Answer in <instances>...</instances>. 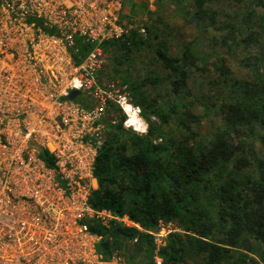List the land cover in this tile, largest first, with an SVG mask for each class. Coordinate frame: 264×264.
<instances>
[{
  "label": "trees",
  "instance_id": "trees-1",
  "mask_svg": "<svg viewBox=\"0 0 264 264\" xmlns=\"http://www.w3.org/2000/svg\"><path fill=\"white\" fill-rule=\"evenodd\" d=\"M157 2V23L131 21L104 45L106 76L128 85L147 133L122 119L106 131L90 203L142 231L88 220L98 253L156 264L148 232L175 222L162 264H264V0ZM170 3L185 26L164 22Z\"/></svg>",
  "mask_w": 264,
  "mask_h": 264
},
{
  "label": "built area",
  "instance_id": "built-area-1",
  "mask_svg": "<svg viewBox=\"0 0 264 264\" xmlns=\"http://www.w3.org/2000/svg\"><path fill=\"white\" fill-rule=\"evenodd\" d=\"M125 1L0 0V264H128L105 260L88 224L142 231L90 203L107 129L147 133L128 85L105 73L104 45L129 32ZM175 224L148 232L156 264Z\"/></svg>",
  "mask_w": 264,
  "mask_h": 264
},
{
  "label": "rangeland",
  "instance_id": "rangeland-1",
  "mask_svg": "<svg viewBox=\"0 0 264 264\" xmlns=\"http://www.w3.org/2000/svg\"><path fill=\"white\" fill-rule=\"evenodd\" d=\"M156 3L158 4V2ZM156 3L153 6V8H150L148 0H126L125 7L123 10V14H122V19H124V22H127V23H130L131 21H133V23L137 27L138 26L140 27L141 25L145 26V24L150 25V24L157 23L159 18H157V15L155 13L157 10ZM177 9L178 7L175 4L170 3L169 5H167V12L165 13L166 17L165 18L163 17V19L165 23H169V24H172L174 27L181 28L182 26H185L187 23L183 15H180L178 13ZM194 25L195 23L190 24L189 26L185 27L187 30V33H189L190 36L197 34L194 28L195 27ZM198 25H200V23ZM141 28H144V27H141Z\"/></svg>",
  "mask_w": 264,
  "mask_h": 264
},
{
  "label": "water",
  "instance_id": "water-1",
  "mask_svg": "<svg viewBox=\"0 0 264 264\" xmlns=\"http://www.w3.org/2000/svg\"><path fill=\"white\" fill-rule=\"evenodd\" d=\"M193 23H196V25L198 26V24H199V19L196 18V17L191 18V19L189 20V24H193ZM80 95H81L80 92H78V91H73V92L71 93L69 99H70V100H75V99H77Z\"/></svg>",
  "mask_w": 264,
  "mask_h": 264
}]
</instances>
